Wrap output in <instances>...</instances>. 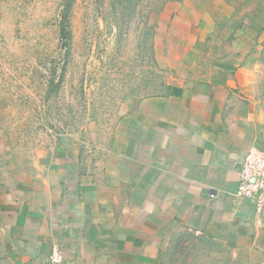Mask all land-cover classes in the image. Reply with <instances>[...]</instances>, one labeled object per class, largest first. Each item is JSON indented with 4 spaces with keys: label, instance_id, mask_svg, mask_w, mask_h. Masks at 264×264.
I'll list each match as a JSON object with an SVG mask.
<instances>
[{
    "label": "crops",
    "instance_id": "0c3cea01",
    "mask_svg": "<svg viewBox=\"0 0 264 264\" xmlns=\"http://www.w3.org/2000/svg\"><path fill=\"white\" fill-rule=\"evenodd\" d=\"M198 86L138 100L103 159L62 139L35 157L0 132V261L161 264L176 232L216 264H264V210L236 197L264 153V12Z\"/></svg>",
    "mask_w": 264,
    "mask_h": 264
},
{
    "label": "rangeland",
    "instance_id": "374dc122",
    "mask_svg": "<svg viewBox=\"0 0 264 264\" xmlns=\"http://www.w3.org/2000/svg\"><path fill=\"white\" fill-rule=\"evenodd\" d=\"M129 2L0 0V132L11 151L35 157L72 139L105 158L138 100L198 86L264 12V0H138L135 14ZM171 236L161 264H216L191 233Z\"/></svg>",
    "mask_w": 264,
    "mask_h": 264
},
{
    "label": "built area",
    "instance_id": "2783aa9c",
    "mask_svg": "<svg viewBox=\"0 0 264 264\" xmlns=\"http://www.w3.org/2000/svg\"><path fill=\"white\" fill-rule=\"evenodd\" d=\"M236 197L252 203L257 214L264 210V153L249 149L239 171V184ZM62 259L61 253L54 249L50 256L53 264Z\"/></svg>",
    "mask_w": 264,
    "mask_h": 264
},
{
    "label": "trees",
    "instance_id": "16d2710c",
    "mask_svg": "<svg viewBox=\"0 0 264 264\" xmlns=\"http://www.w3.org/2000/svg\"><path fill=\"white\" fill-rule=\"evenodd\" d=\"M167 1L169 2V1H171V0H164V4L163 5H165L166 3H167ZM148 2H149V0H148ZM129 9H130V11L132 12V13H138V11H137V8H138V5H139V2H138V0H130V2H129ZM160 9V8H159ZM148 11H150V9L148 8ZM147 11V12H148ZM61 34H62V36L64 37V35H66V31H65V29L64 28H62V30H61Z\"/></svg>",
    "mask_w": 264,
    "mask_h": 264
}]
</instances>
